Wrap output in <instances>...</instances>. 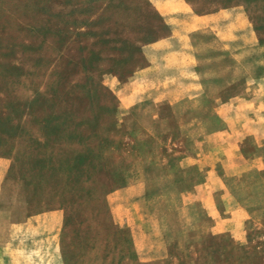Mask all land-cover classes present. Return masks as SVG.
Instances as JSON below:
<instances>
[{
	"label": "rangeland",
	"instance_id": "1",
	"mask_svg": "<svg viewBox=\"0 0 264 264\" xmlns=\"http://www.w3.org/2000/svg\"><path fill=\"white\" fill-rule=\"evenodd\" d=\"M229 96L264 116V0H0V264H264L255 112L205 143L214 174L145 160L160 114Z\"/></svg>",
	"mask_w": 264,
	"mask_h": 264
},
{
	"label": "crops",
	"instance_id": "2",
	"mask_svg": "<svg viewBox=\"0 0 264 264\" xmlns=\"http://www.w3.org/2000/svg\"><path fill=\"white\" fill-rule=\"evenodd\" d=\"M228 76H224L223 78L218 79V84L217 87L220 89L222 86L224 88L230 87L233 85L234 80L231 79L232 75L229 74ZM229 79L228 81H225ZM225 81V82H224ZM224 82V83H223ZM204 86V85H203ZM204 94H202V97L205 96L206 99L204 103L208 102L209 100V92L206 90V87L204 86ZM186 91V89H185ZM172 93V91H171ZM230 98H227L226 100H223V105L226 106V111H211L207 113H201L199 109H188L186 111L187 114V121L183 119V121L178 120V113L177 111L174 110V113H162L160 114L161 119L165 122V127L164 131L162 130H154L153 129V136L154 138V153L149 155L148 157L145 158L146 162L148 163L149 166V172L151 177L156 178L158 180H164L171 182V185L174 188H178L177 183L174 181L175 177L174 175L176 174L175 169L169 170L167 169V166L169 164H173V161L175 158L179 157H185V159L188 160L189 164L194 162L198 165H202V163L209 162L210 172L212 171V174H214L216 171H214L215 167V155L217 151H215L214 148H211L207 151H205V143L208 142L207 140L212 141L211 139L215 134H219L222 131L225 130H234L236 129V123L234 120H236L237 116L240 114H245L244 116L248 117V122L246 121L244 124L239 125L243 126L244 128L247 127V125H250L251 122L253 121V115L252 112H255V110H250V107L253 105L256 107V103L252 102L249 103L248 101H251L250 99L247 98H241L242 102L241 104H236L232 100L234 99V96H229ZM168 98V97H167ZM171 103H175L176 99L175 97L169 98L168 99ZM230 101H232L230 103ZM222 105V106H223ZM241 106L245 107L246 106V111L241 110ZM198 107V106H197ZM249 108V109H248ZM248 110V111H247ZM250 110V111H249ZM256 117H258L262 121V125L259 128V130L264 131V116L259 117L257 115V110L254 113ZM185 115V113H184ZM201 118H200V117ZM205 116H208V122L206 123V127L210 126V122L213 121V119H219L218 122H221L220 124V129L219 131H214V129L211 130H204L203 133H192V130L194 127L199 128L200 126V120ZM241 124V123H240ZM241 128V127H240ZM254 133V131L247 132V135H251ZM244 153L241 154V156L244 157V160L248 163H251L252 166H255L253 163L254 159L251 157H247L245 155V150H243ZM172 161V162H171ZM245 162V163H246ZM258 168H264V159L260 158L259 160H256ZM199 167V166H198ZM247 169V168H246ZM203 174V173H202ZM192 190H189V192Z\"/></svg>",
	"mask_w": 264,
	"mask_h": 264
},
{
	"label": "trees",
	"instance_id": "3",
	"mask_svg": "<svg viewBox=\"0 0 264 264\" xmlns=\"http://www.w3.org/2000/svg\"><path fill=\"white\" fill-rule=\"evenodd\" d=\"M179 182V181H178Z\"/></svg>",
	"mask_w": 264,
	"mask_h": 264
}]
</instances>
